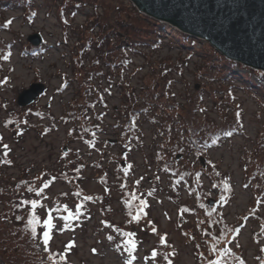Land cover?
Masks as SVG:
<instances>
[{"label": "trees", "instance_id": "1", "mask_svg": "<svg viewBox=\"0 0 264 264\" xmlns=\"http://www.w3.org/2000/svg\"><path fill=\"white\" fill-rule=\"evenodd\" d=\"M36 0H0V32L9 31L11 18H5L3 13L15 6L22 8L26 15H33L32 6ZM57 8L59 21L64 24V34L71 27L69 18L83 8L90 10L87 21L78 31L79 38L76 39V50L71 56V65L75 74V81L78 89L76 94L68 102V108L64 111L67 116L65 121H71L67 135L80 137L86 140L90 148H94L95 134L102 131L96 125L98 118L94 111L96 105L106 106L104 95L95 85L102 81L104 74L101 68H107V81L116 74L120 77L116 84L120 87V102L116 113L113 115L117 130L118 140L126 150H130L134 143L141 144L140 119H147L155 123L156 148L150 158L155 164L154 174L164 173L168 178L167 190L173 193L171 197L182 212L195 214L196 220L201 224L205 223L204 248L198 247L199 264H247L242 252L236 245L238 229L225 221L222 215V208L232 196V184L229 175L219 170L214 161L207 156L211 148H216L224 142H228L237 134H245L243 130V115L240 105L236 103L235 96L231 91V84L237 79L243 91L247 92L257 104L264 110V72L244 66L238 62L229 60L214 49L207 41L182 32L168 23L153 19L139 12L131 2L127 0H61ZM2 12V13H1ZM69 15V16H68ZM68 16V18H67ZM166 40V43H165ZM13 42L0 37V68L1 63L10 57ZM163 44L171 47L185 49V56L190 57L194 53L199 54L205 64L209 88L201 85L200 88H193L191 95H187L184 102L174 99L172 87V72L181 75V64L177 61L168 62L160 59L154 61L148 80L140 84L139 88L130 85L123 75L133 63L135 54L146 56L147 51L159 50ZM41 47H34L30 44L22 46L23 53L36 54ZM94 50L93 56L89 52ZM6 57V58H5ZM86 58H90L86 63ZM246 68L248 73H235V68ZM104 69V70H107ZM149 74V73H148ZM112 75V76H111ZM219 75V78H214ZM122 77V78H121ZM253 77V78H252ZM6 76L0 75V86L7 81ZM217 81L218 89L211 84ZM63 82L61 89L64 87ZM226 85V86H225ZM103 92H109L102 88ZM215 92H219L217 98ZM203 95L210 99L215 108V118H210L206 112ZM90 111H94L95 120H91ZM65 118V117H64ZM16 115L12 114L6 119L7 124L17 123ZM98 119L102 120L101 117ZM46 130H48L46 128ZM103 147V148H102ZM96 149L99 152L95 161V170H100L96 178L106 185H115L121 193L122 205L132 222L142 220L146 213L142 206L146 203L140 197L138 190L140 180L133 179V171L130 163L125 166L116 163L113 171V180H109L107 167L101 166L103 160L104 146ZM243 152L244 172L246 183L253 187L264 190V121L262 127L257 131L254 143L251 147H245ZM100 149V150H99ZM66 157L69 153H63ZM177 155H181L177 158ZM189 155L194 158L190 159ZM205 157V164L202 165L200 157ZM77 162L75 169H68L64 172L42 171L35 175H20L6 177L0 173V203L3 208L0 210V264H65L66 256L58 254L48 243L42 251L36 244V237L42 226L43 218L39 213L41 206H47L44 199H51L50 212L59 217L64 225L71 222L79 223L87 215V203L93 200L100 203V209L109 208L102 205V196H85L78 186V179L82 178L81 171L87 162ZM12 164L8 154H0V165ZM47 174L50 178L46 181L43 176ZM61 178L71 186L74 207H69L62 202L58 196L50 198L47 187L55 179ZM131 178V182L129 179ZM205 181L209 189H217L216 204L210 206L207 203L208 190L205 189ZM47 185V187H45ZM186 193L188 202L181 203L179 200L181 190ZM37 192L40 194L37 195ZM64 195V194H63ZM67 196V195H64ZM90 197L91 199H86ZM260 195L255 194L252 205L249 206L243 219L255 217L261 221V228L256 235L258 239L264 238V221L259 216V206L263 204ZM37 201L33 208L31 201ZM67 206L69 212L77 213L75 218L65 220L63 217L68 213L64 211ZM38 218L39 223L29 225V219ZM138 217V219H137ZM118 234L119 229L111 223H105ZM110 224V225H109ZM35 227V236L30 230ZM130 238L127 233L122 237V245L125 246ZM257 239V240H258ZM132 241V239H130ZM236 245L231 247L230 244ZM170 246L166 240L157 242L156 264H165L170 260V253L166 247ZM171 255H174L173 253ZM256 264H264V244L260 246Z\"/></svg>", "mask_w": 264, "mask_h": 264}, {"label": "rangeland", "instance_id": "2", "mask_svg": "<svg viewBox=\"0 0 264 264\" xmlns=\"http://www.w3.org/2000/svg\"><path fill=\"white\" fill-rule=\"evenodd\" d=\"M60 1L36 0L35 5L32 6L33 15H26L18 6L3 13L5 18H11L12 21L9 31H1L0 37L13 42V46L9 59L2 62L0 68V75L9 79L0 86V154L7 152L12 164L0 165V173L6 177L20 175L28 177L36 173L40 174L44 170L61 173L70 168L75 169L77 162H81L78 156L87 162L81 171L82 178L78 179V186L85 196L93 198L102 196V205H107L109 208L101 210L99 202L95 200L88 202L85 218L79 223L71 222L67 227L59 217L49 211L51 199H44L47 206L39 208L43 221L51 217L54 227L50 231L48 244L58 251V254L63 253L66 256L65 264H125L129 259L128 250L121 242L125 233L135 243L132 252L135 257L133 264H156L157 257L153 259L152 252L156 250L157 242L161 237L170 245L166 247V251L170 253L171 259L165 261V264H199L198 247L204 248L203 253H206L205 223L200 224L195 214L186 212L179 214V209L171 198L173 193L166 188L168 182L166 174L153 173L155 164L150 155L153 148H156L157 140L153 139L155 123L140 119L142 142L134 143L130 150H126L118 140L117 130L113 127L115 123L113 115L120 102V87L116 84V81L120 80L118 74L111 75V81H107L106 75L109 71L104 66L101 69L102 73L106 74L100 82L101 86L99 87L94 81L102 91L106 104V106L96 105L94 108L98 118L102 119L97 118L95 122L102 131L95 134L94 148H90L86 140L80 137H68L67 133L72 122L65 121L68 117L64 116V111L78 89L70 60L74 53L71 50L76 46L78 31L86 24L90 10L83 8L75 13L72 19L69 18L72 26L67 29L65 38V26L57 15ZM33 33H38L42 38L38 46L41 47L40 52L34 55L23 53L22 46L30 44L27 37ZM93 52L94 50L89 52V57L93 56ZM185 52V49L180 47L163 44L159 50H146V56L135 54L132 65L123 77L129 80L130 85L139 88L140 84L148 80L151 68L155 67V60L158 62L164 59L170 63L178 60L182 74L171 73L170 77L172 76L173 79L171 89L174 99L184 102L186 96L193 92V88L198 89L201 85L205 88L210 86L209 77H206V66L203 60H200L199 54L194 53L186 57ZM89 59L86 58V63ZM234 72L248 73V70L238 67ZM214 78L218 79L219 75H214ZM36 82L44 85V93L28 106L17 105L18 93ZM63 82H65L64 87L59 92ZM217 84L215 81L211 86L218 89ZM225 84L232 85L234 101L240 105L242 111L245 134H237L228 142L209 149L207 156L215 162L219 170L229 175L233 189L232 196L223 205L222 215L227 223L238 229L236 245L247 264H256L260 246L264 244V238L258 239L259 235H256L261 228V221L255 217L243 219V216L249 211L248 208L257 194L263 200V204L259 206V216L264 221V190L253 187L251 182L244 184L246 175L243 152L245 147H251L254 143L257 131L264 121V110L247 92L239 88V80L236 79L232 84L227 81ZM102 88L108 89L109 92H103ZM215 94L219 98V92ZM203 101L209 117L215 118L216 109L213 108L210 99L203 95ZM94 111L89 110L90 119L93 121ZM12 114L17 118L15 125L6 123V119ZM5 145L7 148L4 147ZM102 145L107 152L103 154L101 166L106 168L107 163L110 162L107 168L109 175L106 176L109 180H113L114 167L118 162L123 166L130 163L133 179L140 180L138 193L146 203L142 206L146 213L142 220L132 222L122 205L121 193L116 186L106 185L96 178L100 170H95L92 164L98 161L99 152L96 149ZM64 148L66 151L63 150ZM62 151L69 154L62 157ZM201 157L205 164V157ZM189 158L193 159L194 156L189 155ZM49 178L50 176L45 174L42 181ZM205 189L208 190V199H214L216 204L217 189H209L207 181H205ZM180 190L179 200L181 203L188 202L185 191ZM47 193L50 198L58 196L69 207H74L75 200L71 186L63 179L52 181L47 187ZM2 208L0 203V210ZM104 222L111 223L122 231L119 230L118 234H114ZM45 230L42 222L36 237L40 251L45 246L43 240ZM129 233L133 235L128 236ZM236 245L230 244L231 247ZM172 253L174 255H171Z\"/></svg>", "mask_w": 264, "mask_h": 264}, {"label": "water", "instance_id": "3", "mask_svg": "<svg viewBox=\"0 0 264 264\" xmlns=\"http://www.w3.org/2000/svg\"><path fill=\"white\" fill-rule=\"evenodd\" d=\"M129 1L139 12L207 41L229 60L264 72V0ZM27 41L37 47L42 38L33 33ZM44 89L42 83L30 84L18 93L17 105H30ZM207 203L213 206L215 200Z\"/></svg>", "mask_w": 264, "mask_h": 264}, {"label": "snow or ice", "instance_id": "4", "mask_svg": "<svg viewBox=\"0 0 264 264\" xmlns=\"http://www.w3.org/2000/svg\"><path fill=\"white\" fill-rule=\"evenodd\" d=\"M4 147L7 148L6 145ZM5 155H7V152H5ZM45 187H47V185H45ZM39 194L40 193L37 192V195H39ZM85 198L86 199H91L90 197H85ZM37 203L38 202L35 201V200L31 201V204H32L33 208H35L37 206ZM64 211L68 213L67 216L63 217V219H65L66 221L75 218V216L78 214V212L77 213L69 212L67 206H64ZM32 215H33L34 218L33 219H29V221H28V224L30 226L39 223L38 218H35V214L33 213ZM137 219H138V217H137ZM65 226L67 227V224ZM43 227H44V229H46L43 232V240H44V244L47 245L48 240L50 239V231L54 227V225L52 224V220H51V217L50 216H49V218L44 219V221H43ZM30 230L32 231L33 235L35 236V231H36L35 227H31ZM131 235H133V234H131V233L128 234V236H131ZM108 238L111 239V237H108ZM163 239L164 238L161 237V240L162 241H163ZM125 247L127 248L128 254H129V259H127L125 261V264H133V260L135 259V257L132 255V252L135 249V243L129 239L126 242ZM156 256H157V253L154 250L152 252V258L155 259ZM217 264H219V262H217Z\"/></svg>", "mask_w": 264, "mask_h": 264}]
</instances>
